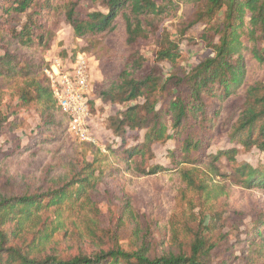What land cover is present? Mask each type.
Segmentation results:
<instances>
[{
  "label": "trees",
  "instance_id": "1",
  "mask_svg": "<svg viewBox=\"0 0 264 264\" xmlns=\"http://www.w3.org/2000/svg\"><path fill=\"white\" fill-rule=\"evenodd\" d=\"M172 18H179L177 40L166 31L157 35ZM62 23L89 41L90 48L103 43L110 49L90 103L100 99L124 106L108 119L116 133L109 150L128 171L149 175L164 170H147L155 156L153 144L183 137L174 150L181 147L177 166L191 162L216 167L222 157L237 163L236 147L193 158L192 152L203 150L200 131L212 133L208 147L226 132L245 147L255 145L264 152V0H0V45L5 46L0 55V106L6 88L14 89L17 100L15 109L0 114V135L12 124L11 116L36 107L41 125L35 145L27 151L52 146L68 132V116L57 105L43 60ZM153 36L156 64H150L139 47ZM183 41L204 42L211 55L184 75L176 71L164 76L155 65L175 64ZM129 139L134 144L128 146ZM93 164L86 162L69 178L51 167L46 188L17 194L3 192L5 172L0 168V264H264V212L256 216L246 238L224 240L221 248V242L198 228L187 241L175 238L174 249L155 251L150 233L132 232L126 244L114 238L106 242L107 248L90 252L60 250L53 240L64 229L61 215L89 199L100 183L101 171L96 174ZM232 174L246 188L264 189V168L243 163L234 165ZM162 236L165 245L169 238L165 232Z\"/></svg>",
  "mask_w": 264,
  "mask_h": 264
},
{
  "label": "rangeland",
  "instance_id": "2",
  "mask_svg": "<svg viewBox=\"0 0 264 264\" xmlns=\"http://www.w3.org/2000/svg\"><path fill=\"white\" fill-rule=\"evenodd\" d=\"M178 20L172 18L165 21L157 35L166 31L172 39L177 40ZM13 25L18 26V23L15 21ZM156 39L153 36L139 43L150 64H156ZM90 47L89 41L77 38L71 26L62 23L52 46L43 53L44 74L53 63H68L78 54L86 52L92 57L93 85L97 86L104 75L101 68L104 54L110 49L103 43L96 48ZM4 52L5 46L2 44L0 55ZM180 52L181 57L175 64L157 62L155 66L159 67L164 76L176 71L184 75L192 66L211 55L210 49L201 41L195 44L183 41ZM139 101L143 102V99ZM16 104L14 89L6 88L0 114L6 110L12 111ZM123 108L121 104L103 103L95 99L91 108V123L99 137L96 146L76 140L67 132L52 146L30 151L27 149L35 145L41 117L36 107L19 110L10 117L12 124H7L4 133L0 135V168L5 172L2 178L5 185L2 187L3 192L17 194L27 188L35 192L40 187H47L45 177L49 168H56L69 178L72 171L76 172L86 162L93 161V166L98 168L96 174L101 171L100 183L94 194H88L91 202L86 199L75 209L66 210L61 215L64 229L53 240V244L60 250L90 252L101 246L107 248L106 242L114 238L126 244L132 232L150 233L155 251L177 248L178 241L175 244V238L187 241L198 228L204 229L208 237L221 242L220 248L224 240L235 242L238 238H246L256 216L264 212V189L244 187L240 179L232 174L233 166L249 163L262 169L264 152L255 145L245 147L242 141L236 138L232 140L226 132L214 138L215 142L208 147L212 133L200 131L203 134V150L192 152L193 158L197 154L208 156L225 148L236 147L237 163L233 165L226 157H222L216 167L191 162L179 163L177 166L176 161L182 155L181 147L179 152L174 150L182 145L183 137L178 142L172 139L166 143H154L152 149L155 156L148 160L147 170L154 166H162L164 170L140 175L128 171L126 165L109 150L116 133L109 129L108 119ZM130 143L134 144V141L129 139L128 146ZM208 163L211 164V160ZM7 178L11 180L6 182ZM164 232L166 238H169L165 245L161 242ZM237 254L241 253L238 251Z\"/></svg>",
  "mask_w": 264,
  "mask_h": 264
},
{
  "label": "built area",
  "instance_id": "3",
  "mask_svg": "<svg viewBox=\"0 0 264 264\" xmlns=\"http://www.w3.org/2000/svg\"><path fill=\"white\" fill-rule=\"evenodd\" d=\"M46 76L61 111L68 116V132L76 140L99 144L98 133L91 123L93 93L92 57L78 54L68 63H53L45 70Z\"/></svg>",
  "mask_w": 264,
  "mask_h": 264
}]
</instances>
